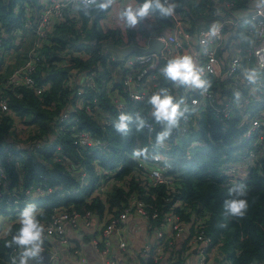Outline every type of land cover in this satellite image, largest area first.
<instances>
[{"label": "built area", "instance_id": "built-area-1", "mask_svg": "<svg viewBox=\"0 0 264 264\" xmlns=\"http://www.w3.org/2000/svg\"><path fill=\"white\" fill-rule=\"evenodd\" d=\"M162 2L171 4L173 0ZM218 4L220 19L199 28L193 34L186 32L181 15L174 11L172 26L148 37H154L161 42L156 52L125 56L107 46H92L98 55L106 57L108 67L112 65L111 74L106 82L105 96L119 113L135 104H146L147 97L158 90L163 79L159 75L160 67L175 55L185 53L193 55L198 67L203 69L204 78L211 81L210 89L203 95L200 94L201 90L191 92L183 87L169 88L171 94L177 98L184 96L188 106L195 111L186 114L187 119L181 121L180 128L173 130L172 135L162 146L155 144V135L162 130V126L147 121L148 126L144 128L147 131L148 153L147 159L144 157L134 159L137 169L136 180L146 190L163 186L168 196L167 202L180 193L181 177L174 171V166L178 161L186 162L192 158L191 150L201 144L204 138L201 126L203 122H208L209 115L221 124L222 133L227 131L230 122H234L235 128L238 129V133L232 137V143L225 146V152L221 156L222 163L218 168L220 176L235 182L237 179L246 178L250 170L260 171L263 166L264 4H261L260 0H252L244 10H238L233 0H223ZM75 14L76 12L72 10V0H38L37 6L24 5L21 25L9 32L0 14V117L8 115L15 124V128L9 133V139L3 142L2 150L7 163H13L16 167L22 164L24 152L30 149L28 133L34 129L20 125L19 117L10 108L8 93L15 94L19 89H27L40 98L44 91L49 89L50 83H41L44 78L41 77L39 80L36 76L38 68L44 62V48L55 44L53 39L57 26ZM104 19L100 22L104 21L105 24L111 25ZM213 24L221 26L220 32L216 37H208L207 33ZM28 34L31 35L29 45L20 57H17L18 47L25 42ZM242 36L247 40L242 45L245 46L242 52L238 51L239 53L229 59L219 55L227 43L233 42L230 40L232 37L234 41L239 40L240 43ZM148 38L139 39L134 44L145 47ZM204 40L209 41L207 55L200 52L201 41ZM91 51L74 56L87 60L91 56ZM65 65L67 64L61 62L57 64L58 67ZM248 68L256 69L260 73L256 84H248L243 79L242 70ZM103 70L101 66L96 70L71 72L69 79L63 82V87L71 89L67 102L54 118L55 122L51 123L53 130L43 139H36V147L52 145L60 136L69 134L74 140L73 143L80 149L91 148L101 151L105 149L104 139L78 127L80 111H85L91 119L106 127L112 125L116 118L114 114L103 113L100 107L94 111V106H91L93 103L97 107L96 95L100 93L98 81ZM116 84L119 88L115 87ZM234 91L241 93L239 101L234 99ZM91 95L92 99H89ZM17 134L19 136L16 138ZM206 135L209 137L208 133ZM54 157L67 172L77 177L80 185L84 184L85 174L82 168L64 156L59 145L55 147ZM130 180L131 176L121 181L110 179L109 182L100 184L97 194L105 199L113 185L127 190V182ZM8 183L9 176L2 166L0 155V201L3 196L9 195V191L6 190ZM52 192L51 187L32 186L22 190L21 197H16L14 203H29ZM8 201L9 198L5 201V206H8ZM186 207V203L177 199L158 225L151 223V219L158 217L157 212L150 215L151 207L134 192L127 196L121 211H117L116 208L109 210L105 204L102 215L92 211L79 214L65 207L54 208L50 221L43 224L44 243L41 253L50 256L49 264L59 263L63 256L73 264H86L82 248L68 235L69 226L76 230L78 238L82 237L78 231L83 227L94 234L91 243L98 254L100 264H120L113 252L114 239L125 264H146L148 260H152L154 264H232L224 250L222 238L214 239L208 232L209 229L204 228L209 216L197 217L192 212L189 220H184L181 214L189 212L185 211ZM178 209L180 213L177 212ZM1 218H5L0 220L2 225L7 222L10 226L13 222L9 216ZM135 218H141L145 224L146 243L139 249L132 247L126 231L128 221ZM237 255L238 250L235 251V256ZM8 264H18L16 249L9 252Z\"/></svg>", "mask_w": 264, "mask_h": 264}, {"label": "trees", "instance_id": "trees-1", "mask_svg": "<svg viewBox=\"0 0 264 264\" xmlns=\"http://www.w3.org/2000/svg\"><path fill=\"white\" fill-rule=\"evenodd\" d=\"M221 1L223 0H173V3L178 5L174 11L181 15L186 32L193 34L199 28L206 27L219 19L218 16H211L209 11L214 12L216 5ZM233 1L238 10H244L250 2V0ZM25 4L37 6L38 0H0V14L7 32L21 25ZM107 12L93 13L91 16L76 13L57 26L53 39L55 44L44 48V62L38 68L36 75L39 80L41 77L44 78L41 83H50L49 89L45 90L40 98L27 89H19L15 94L8 93L10 108L19 117L20 125L34 130L28 133L31 141L30 149L24 152L25 157L21 159L22 164L16 167L13 163H7L2 150L3 142L9 139L11 129L15 128L14 120L8 115L0 117V155L2 166L9 176L6 188L9 195L3 196L0 201V217L12 218L13 222L9 230L14 234L19 228L18 221L14 219H18L19 212L29 203L37 206L38 219L43 225L50 221L53 209L58 207L71 208L79 214L92 211L102 215L105 204H107L109 210L116 208L117 211H121L127 196L134 192L151 207L150 215L157 212L158 217L151 219V223L158 225L168 208L180 199L187 204L185 211L189 210L187 214H181L184 220H189L192 212L197 217L209 216L204 228L209 229L208 232L214 239L222 238L224 250L228 253L232 264L264 262V160L260 171L252 169L244 179L231 182L227 177L219 175L218 168L222 163L221 156L225 152V146H230L232 137L238 133L234 122L229 123L225 133L221 132V124L211 115L208 116L207 123L203 122L201 131L204 132V138L199 146L191 150L192 158L186 162L178 161L174 166V171L178 172L181 177V187L180 193L173 196L169 202H167L168 196L163 186L146 190L136 180V162L132 159L131 152L135 148H147L148 142L147 131L143 129L141 132H136L135 121L130 125L128 136L120 137L112 125L107 127L100 125L85 111H80L79 129L104 139L106 141L104 150L80 149L73 143L74 140L69 134L60 136L52 145L36 147V139H43L53 130L51 123L55 122L54 118L59 115L67 102L71 89L63 87V82L69 79L72 71L96 70L103 66L104 70L98 81L100 93L95 94L98 104L97 107L93 103L91 106H94V109L92 108L94 111L100 107L103 113L118 116L119 112L109 104L105 96L106 82L111 74L112 65L108 67L106 57L98 55L92 46L131 45L139 39H146L153 33H160L170 28L173 23L172 16L161 19L154 10L149 19L145 18L136 28L125 30L109 28L103 35L91 28L89 31L86 30L90 35L85 39L91 41L94 38L96 42L82 44L87 52L92 50L91 56L87 60L74 56L73 51L67 48L69 40L64 34L76 33L74 24L78 22L82 24L81 31L90 23L96 27L105 18ZM60 62L67 65L58 67L57 64ZM161 82L159 88L171 87V84L163 79ZM115 87L119 88V85L116 84ZM18 94L20 97H17ZM92 96H89V99H92ZM124 97L128 99L127 96L124 95ZM137 111L141 112L146 121L153 122L149 114L151 108L147 104H135L123 112L135 113ZM18 136L19 134L16 138ZM57 145L73 164L80 165L85 174L84 184L80 185L77 177L67 172L65 167L56 161L54 150ZM175 152L178 151L175 150ZM18 154H20L19 151ZM129 176L131 180L127 182V190L113 185L105 199L97 194L100 184H105L110 179L121 181ZM239 183H243L248 190L246 196L249 203L248 211L240 219L224 217L222 204L225 199L230 198L227 196V190ZM32 186L51 187L53 192L29 203L15 204V198L21 197L22 190ZM8 198L10 201H8V206H5L4 203ZM177 212L180 213V210L178 209ZM221 223H225L226 227L221 228L219 226ZM9 230L6 236L0 235V264H8L9 252L16 249L15 246L5 247V241L11 239ZM237 250L239 255L236 257L235 251ZM146 264H154V262L148 260Z\"/></svg>", "mask_w": 264, "mask_h": 264}, {"label": "clouds", "instance_id": "clouds-1", "mask_svg": "<svg viewBox=\"0 0 264 264\" xmlns=\"http://www.w3.org/2000/svg\"><path fill=\"white\" fill-rule=\"evenodd\" d=\"M264 4V0H260ZM118 5V0H72V10L84 16L93 13L107 12ZM178 7L175 3H162L161 0H127L119 7L118 22L126 29L137 26L145 18H149L155 10L161 19H167L174 15V9ZM220 25L213 24L207 33L208 37H216L220 32ZM208 40L201 41L200 52L208 54ZM159 75L172 87H183L186 91L195 92L201 90L200 94L207 93L211 87V81L204 78L203 69L198 67L193 55L179 54L166 60L159 69ZM243 79L248 84H256L260 73L256 69L248 68L242 70ZM241 93L233 92V97L239 101ZM151 108V118L155 125L162 126V130L155 135V144L163 145L172 135L173 130H178L181 121L186 120V114L194 112L186 103V98H177L172 95L169 88L160 87L147 97L145 102ZM135 121L136 132H141L148 126L147 121L140 111L135 113L120 112L113 120L112 127L120 137L128 136L130 125ZM151 131V129H150ZM147 148H135L131 152L132 159L139 160L141 157L147 159ZM159 157H153L158 159ZM247 188L239 183L227 190V196L222 204V215L228 218H243L249 208ZM38 209L33 203L27 204L18 214L19 228L13 234L9 230L11 239L5 241V247L15 246L18 253V264H31L41 258L44 243V226L38 219ZM226 227L225 223L219 225Z\"/></svg>", "mask_w": 264, "mask_h": 264}, {"label": "crops", "instance_id": "crops-1", "mask_svg": "<svg viewBox=\"0 0 264 264\" xmlns=\"http://www.w3.org/2000/svg\"><path fill=\"white\" fill-rule=\"evenodd\" d=\"M126 2H127V0H118V5L112 9H109V11L106 13L105 19H107L108 17L111 16V20L113 22H116L118 20L117 17H118L119 7ZM216 3H217V1H216ZM254 5H256V3ZM219 10H220L219 4H217L214 12H212V10H211V11H209V14L213 17L218 16L220 19L221 14H220ZM110 24L114 28H121L123 30L126 29L122 25H120L118 21L116 23L110 22ZM138 25H139V23L137 24V26ZM137 26H135L134 28H136ZM230 40H232L233 42L231 44L227 43L226 46L223 49H221L219 52V55L225 59H229L232 55L239 53L238 51L242 52L244 47H245V46L242 47V45H243V43H245L247 41L245 39V37H243V36H242V40H240V43L238 42L239 40L234 41L233 37ZM144 225H145L144 221L141 218H135L134 220L130 219L128 221V223L126 224V231L129 235L130 243L134 249H139V248H141V246H143L146 243V235H145V226ZM8 230H9V223L5 222L3 225L0 224V235L1 236H6L8 233ZM67 230H68V235H69L70 239L76 245H78V243H79L78 246L82 248L84 256L86 258V262H87L86 264H100L98 254H97L95 248L93 247V245L91 243V239L94 237V234L93 233L91 234V232L89 230H86L83 227L78 231V234L81 233L82 237L79 236V238H78L76 230L71 229V227H69V226L67 227ZM112 247H113L114 255L116 256L118 262L120 264H125V262L120 257V254L118 252V249H117V246L115 243V239L112 241ZM31 264H43V263H37L36 261H33V262H31ZM57 264H73V263L70 262L69 260H67V258L63 256L59 260V263H57Z\"/></svg>", "mask_w": 264, "mask_h": 264}, {"label": "rangeland", "instance_id": "rangeland-1", "mask_svg": "<svg viewBox=\"0 0 264 264\" xmlns=\"http://www.w3.org/2000/svg\"><path fill=\"white\" fill-rule=\"evenodd\" d=\"M107 19H104V20H106V22H108V23L109 22L116 23L118 21L117 20L116 22H113L111 20V16L108 17ZM74 20H76V19H74ZM111 26L112 25L105 24L104 21H103V23L100 22V24H98L96 27H93L90 23L86 26V28H84L83 31H81V28H82L81 22L75 23L74 29L76 30V33L72 34V32H67L66 34H64L65 36H67V39L69 40L68 46H67L68 50H72L73 54H82V53L87 52L83 48L82 44H85V43L94 44L96 42L94 40V38H93V40L90 39L91 41H87V39H85L90 35L89 33H87V31H89L92 28V30L95 29V31L100 32V35H103L105 32H107V29L111 28ZM72 31H73V29H72ZM30 37H31V35L28 34L26 36V38L24 39L25 42H23V44L20 47H18L19 53L17 54V57H20V54L22 52H24V50H26L27 46L29 45ZM63 55H64V53H63ZM2 219H5V218L0 217V220H2Z\"/></svg>", "mask_w": 264, "mask_h": 264}, {"label": "water", "instance_id": "water-1", "mask_svg": "<svg viewBox=\"0 0 264 264\" xmlns=\"http://www.w3.org/2000/svg\"><path fill=\"white\" fill-rule=\"evenodd\" d=\"M160 46H161V42L156 40V38L154 37H150L147 39L145 47L139 46L137 44H131L128 47H125V45L107 46V47L110 48L112 51H115L125 56H129L133 53L148 54L151 52H156L159 50ZM36 262L43 263V264H49L50 256L47 253H41V258Z\"/></svg>", "mask_w": 264, "mask_h": 264}]
</instances>
